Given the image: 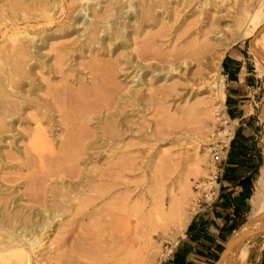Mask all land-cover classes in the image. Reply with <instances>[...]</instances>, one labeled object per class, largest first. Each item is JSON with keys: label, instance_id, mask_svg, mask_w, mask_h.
<instances>
[{"label": "rangeland", "instance_id": "rangeland-1", "mask_svg": "<svg viewBox=\"0 0 264 264\" xmlns=\"http://www.w3.org/2000/svg\"><path fill=\"white\" fill-rule=\"evenodd\" d=\"M4 1L0 0V3L2 4ZM26 1L25 5L29 6L28 4L35 0ZM141 1L147 0H132L133 8L142 3ZM152 1H147L152 6L154 3L156 5L152 19L145 27V32L149 35H159L157 40L161 42L162 49L158 54L166 56L172 51L175 38L181 36L177 48L183 49L187 55L191 56L188 68H181L182 76L176 72L173 74L175 75L173 78L167 79L166 84L151 79L150 83L143 87L142 82L139 84L136 82L137 78L134 79V83H131L135 60L133 52L130 53L129 48L118 47L117 42L113 44V42L102 40H97L96 45L89 46L85 37H82L84 28L77 25L79 19L75 15L81 6H87L90 10L89 15L92 14V10H96L95 14L105 16L109 21L113 36L116 35L115 32L120 34L119 31L122 29L121 34L124 37L127 36L131 44V35L134 34L133 37L136 38L137 36L133 24L134 19L130 17L131 11L128 10L125 13L127 10L125 0H55L57 5L50 8L49 13L52 24H46L45 17L31 19L29 22H20L21 30L27 31L30 36L35 35V39H38L46 35L49 41L43 45L36 43L35 46L39 51L30 50L31 55L36 59L33 67H38H32L28 78L14 86L17 93L14 94L7 88L5 92V99L19 106L10 121L9 119L5 120L4 132L0 135V198L7 203L10 213L32 217V208L36 206L32 196L33 191L41 188L43 198L49 201L52 192L58 193L66 187H71L64 172L58 168L59 164L48 161V158H45L42 164L35 159V168L31 171L21 168L20 164L24 162L22 149L28 143L27 135L33 130L31 116L42 112V109H36L35 105L43 103L45 89L66 83L71 89L76 90L79 84H88L90 79L86 68L91 62L115 66L113 86L117 88L118 94L115 96L117 97L115 100L109 101V105L106 107L107 111L105 108H99L84 128L90 135L98 137L102 133H107L110 121L117 122L121 135L116 143L121 141L119 145L115 143L116 145L107 146L105 144L104 146L102 144L104 148H100L101 144H97L98 148L96 147L92 152H101V154L80 162L77 165L80 173L86 175L87 171L104 166L107 161L106 156H111L110 152L117 153V157L121 156L120 153H127L121 158L124 161L132 159L133 170L127 173L125 181L130 184L131 190H133L132 201L138 204L145 202V206L157 192L159 185L156 182L159 179H163L162 183L166 193L171 188L177 192L176 184L188 174L193 194L197 193L198 186L209 185L210 182H213V175L219 173L223 164L215 163L213 154L226 149L229 143H226L225 139L227 136L233 135L237 125L236 121L230 120L225 101L220 100L225 91L221 63L228 52L238 49L242 54L246 70L252 71L254 76L253 83L250 84L249 95L244 100L246 103L244 113L248 115L251 131L256 136V147L260 156V168L255 176L257 180L260 169L264 167V118L262 117L264 115V75H260L254 69L255 59L259 58L251 47L252 38L246 36L249 23L247 19L241 25L240 23L243 18L253 13L264 0ZM43 2H47V0H43ZM147 2L143 4H147ZM98 3L99 6H97ZM31 14H38V12L32 10L28 14L20 12L13 16L21 20L30 18ZM88 22H90V18L86 20L87 24ZM104 26L106 27V25ZM194 31L201 33L193 36L191 33ZM206 32L207 34L203 35ZM194 37L197 38L195 44L193 43ZM138 39L143 40L144 36L143 38L140 36ZM28 47H31L30 43ZM221 51L224 52V55L222 59H219ZM59 56L64 58L61 74L57 73L53 67L54 58L58 59ZM210 57L213 58V65L207 68ZM125 63H128L129 66H126L124 71H119ZM151 63L155 64L154 61ZM138 74L142 76L143 73L138 72ZM201 76H206L207 80L206 77L205 80L208 82H214L212 89V93H214L212 97L215 98L213 100L216 111L214 115L219 114L216 116L217 122L210 123L209 130L207 129L204 133L201 128L203 118L200 115V110L209 104H202L201 101L209 100L210 93L203 85H197L198 78ZM144 79L147 81L149 76ZM173 83H179L176 94H180V98L174 94L175 92L167 95L166 88L161 89L162 85L166 87ZM137 84L138 86H136ZM160 90L165 92V99L161 98ZM135 91H138L139 94L137 99H132L130 94ZM105 113H110L111 117L103 116ZM55 118V120L58 119L56 115ZM223 122L225 124H222ZM43 126L48 129L46 124ZM225 129L227 136L221 137L219 133ZM53 132L54 137L61 135L59 131L53 130ZM196 156H200V162H197ZM194 168L199 169L204 175L198 174L195 177L193 175ZM32 174L35 175L37 181L35 184L29 185L28 177H31ZM218 181H216L217 186H213L210 190L209 196L203 193L200 196L196 195L195 200L191 201L190 208H188L190 217L215 200ZM255 182L251 196L255 191ZM74 191L77 193L80 190ZM80 199L85 200V195H81ZM165 199L168 205L167 194H165ZM73 205L75 206L76 202ZM103 208L105 205L102 203L95 208L89 205L86 214H79L76 210L70 209L63 215L60 225L58 223L54 225V229L67 231L69 238L71 233L72 238L81 237L91 230L92 219L90 220L89 216L93 215L95 210L101 212ZM250 221L252 220L250 219L249 206L245 215L237 220L239 228L235 230L231 238L236 236L241 228L247 229ZM254 231L258 232L241 242L245 243L248 248L247 264H259L257 261L261 258H258L264 250V222L259 224ZM181 239L182 236L179 235L176 244L173 245L172 242L162 241L154 236L150 245L141 244L138 248L142 253L137 264H162L172 257L174 249ZM71 246L74 258L81 257L83 262H90L87 244L80 247L74 244ZM159 247L160 254L153 257L154 251ZM236 248L237 246L232 250H236ZM63 251L65 252L66 249Z\"/></svg>", "mask_w": 264, "mask_h": 264}, {"label": "bare ground", "instance_id": "bare-ground-1", "mask_svg": "<svg viewBox=\"0 0 264 264\" xmlns=\"http://www.w3.org/2000/svg\"><path fill=\"white\" fill-rule=\"evenodd\" d=\"M147 1L153 2L152 0ZM147 1H141L142 3L133 8L132 0H125L127 3L125 13L128 10L131 11L130 17L134 19L133 24L137 36L136 38L133 37L134 34L131 35V44L127 36L124 37L121 34L122 29L119 31L120 34L115 32L116 35L113 36L109 21L105 16L95 14L96 10H92V14L89 15V8L81 6L75 15L79 19L77 25L84 28L82 37H85L89 46L96 45L97 40L110 41L113 44L117 42L118 47L129 48L130 53L133 52L135 66H133V76L130 82L134 83V79L137 78L136 82L138 84L142 82L143 87L150 83L151 79L166 84L167 79L175 76L174 73L177 72L179 76H182L181 68L187 69L191 60V56L187 55L183 49L177 48L181 36L175 38L172 51L166 56L158 54L162 49L161 42L157 40L159 35H149L145 32V27L152 19L156 3L152 6ZM26 2V0H5L2 4L0 3V135L4 132L5 120L10 121L11 116L19 109L16 103L5 99L6 88L14 94L17 93L14 86L28 78L36 63L30 50L39 51L35 44L43 45L49 41L46 35L35 39V35L30 36L27 31L21 30L19 24L21 21L29 22L31 19L45 17L46 24L50 25L52 24L49 19L50 8L57 5L55 0H47V2L35 0L28 4L29 6L25 5ZM146 2L147 4H143ZM263 3L240 23L241 25L247 19L249 29L246 30V36L253 38L251 47L262 56L261 59L256 58L254 62V69L260 75H264V29L256 37L255 33L264 26ZM32 10L38 14H31L30 18L21 20L13 16L20 12L28 14ZM4 12L7 14H3ZM89 18L90 22L87 24L86 20ZM62 27L64 29V25ZM123 30L125 31V28ZM200 33V31H194L191 34L194 36ZM206 34L207 32L203 35ZM140 36L142 38L144 36V39L139 40ZM193 40L195 44L197 38L194 37ZM29 43L31 47H28ZM223 55L224 52L221 51L219 59H222ZM212 59L210 57L207 68L212 67ZM153 61L155 64L151 63ZM63 62L64 58L60 56L53 60V67L59 74L63 71ZM127 64L125 63L119 71H124L125 67L129 66ZM36 67L38 66L33 68ZM86 69L90 82L79 84L76 90L71 89L66 83L45 89L43 103L35 105L36 109H42V112L30 118L33 121V130L27 135L28 143L22 149L24 162L20 164L21 168L31 171L35 168V159L42 164L44 159L48 158V161L59 164L58 168L64 172L71 187H66L58 193L52 192L49 201L43 198L41 188L33 191L32 196L36 206L32 208V217L10 213L7 203L0 198V264H137L142 253L138 248L141 244L150 245L154 236L175 245L177 237L183 236L191 219L188 210L191 201L195 200L196 195L200 196L203 193L209 196L212 187L217 186L216 183L210 182L209 185L198 186L197 193L193 194L188 174L176 184L177 192L171 188L166 193L162 183L163 179H159L156 182L159 185L157 192L145 206V202L138 204L132 201L133 190L125 181L127 173L133 170V160L124 161L121 158L127 153H120L121 156L117 157V153L110 152L111 156H106L107 161L104 166L89 170L86 175L80 173L77 167L80 162L101 154V152H92L97 144H101L100 148H104L105 144L107 146L119 145L121 141L116 143L121 135L117 122L110 121L107 133H102L98 137L90 135L84 128L90 122L91 116L99 108L106 110L109 101L115 100L118 94L117 88L113 86L115 66L91 62ZM138 72H142V76ZM147 76L149 79L145 81L144 78ZM201 77L198 78L197 85H203L210 93L209 100L201 101L202 104H209L200 110L203 118L201 128L204 133L210 123L217 122L216 116L219 114L214 115L216 112L213 106L215 98L212 97L214 82L206 81V76ZM178 86L179 83H173L166 87L162 85L161 89L166 88L167 95L175 92L174 94L180 98V94H176ZM138 94V91L132 92L130 97L137 99ZM160 95L162 99H165V92L160 90ZM220 100L225 101L224 93ZM55 115L58 117L57 120H55ZM103 116L111 117V114L105 113ZM262 117L264 118V115ZM43 124H46L48 129ZM53 130L61 132V135L54 137ZM226 133L225 129L219 135L225 137ZM230 139L231 136H227L226 143H229ZM196 159L198 162L200 156H196ZM198 174L204 175L199 169L194 168L193 175L196 177ZM36 181L34 174L28 177L29 185L35 184ZM76 188L80 190L77 193L74 191L77 190ZM165 194L169 197L168 205ZM81 195H85L86 199H80ZM74 202H76L75 206ZM100 203L104 204L105 208L101 209V212L95 210L93 215L89 216V219H92V227L85 235L72 238L71 233L69 238L67 231L54 229V225L61 222L68 210L74 209L79 214H86L89 205L95 208ZM249 206L251 220L264 214V167L260 169L255 182V191L249 199ZM263 222L259 221L251 229L255 230ZM245 231L246 228H241L237 235L241 236ZM234 238L235 236L231 240ZM73 244L78 247L87 244L90 262H83L81 257L74 258L71 250ZM247 249L245 243L239 244L236 250H231L229 255L222 260L221 264H247ZM45 250H47L46 253H43ZM159 254L160 247L154 251L153 257Z\"/></svg>", "mask_w": 264, "mask_h": 264}, {"label": "crops", "instance_id": "crops-1", "mask_svg": "<svg viewBox=\"0 0 264 264\" xmlns=\"http://www.w3.org/2000/svg\"><path fill=\"white\" fill-rule=\"evenodd\" d=\"M241 56L238 49L231 50L224 56L221 63L222 76L225 81L226 109L235 116L234 119L229 117L230 120L237 122L230 141L235 131L240 129L241 135L253 137L256 142L248 115L244 113L246 104L244 100L249 95L250 84L253 83L254 76L252 71L246 70ZM228 147L229 145L225 149L226 152ZM235 165L226 164L225 159L219 170L215 200L191 217L172 257L162 264H217L225 245L230 242L232 234L239 228L237 220L245 215L249 207L253 183L256 180L254 177L250 191L238 186L234 180H222L224 169L227 166L235 167ZM258 259H260L257 261L259 264H264V250Z\"/></svg>", "mask_w": 264, "mask_h": 264}, {"label": "trees", "instance_id": "trees-1", "mask_svg": "<svg viewBox=\"0 0 264 264\" xmlns=\"http://www.w3.org/2000/svg\"><path fill=\"white\" fill-rule=\"evenodd\" d=\"M227 114L231 119L235 118L230 111ZM226 164L236 165L235 167L227 166L224 169L222 180H234L238 186L250 191L260 165L259 151L253 137H245L240 134V129L236 130L234 137L229 142ZM219 249L221 250V248Z\"/></svg>", "mask_w": 264, "mask_h": 264}, {"label": "water", "instance_id": "water-1", "mask_svg": "<svg viewBox=\"0 0 264 264\" xmlns=\"http://www.w3.org/2000/svg\"><path fill=\"white\" fill-rule=\"evenodd\" d=\"M264 29V26L261 27V29L257 30V32L255 33V37L261 32V30ZM253 40V38L251 39V41ZM253 52L255 53V55L261 59L262 56L255 50H253ZM264 220V214L261 215L260 217L253 219L252 221H250L247 225V229L245 231L244 234H242L241 236L236 235L235 238L233 240H231L227 246L224 248V250L222 251V253L220 254L217 264H221L222 260L224 258H226L229 253L231 252V250L238 246L241 242H243L245 239H247L248 237H251L252 235H254L255 233H257L258 231H254L253 229H251L256 223H258L259 221Z\"/></svg>", "mask_w": 264, "mask_h": 264}, {"label": "built area", "instance_id": "built-area-1", "mask_svg": "<svg viewBox=\"0 0 264 264\" xmlns=\"http://www.w3.org/2000/svg\"><path fill=\"white\" fill-rule=\"evenodd\" d=\"M226 150H221L220 152H214L213 154V160L215 163H223L226 159ZM219 173H215L213 175V179H214V183H216V181L219 179Z\"/></svg>", "mask_w": 264, "mask_h": 264}]
</instances>
